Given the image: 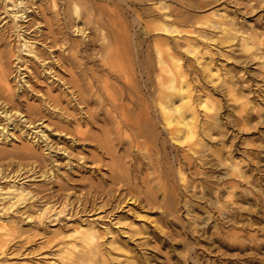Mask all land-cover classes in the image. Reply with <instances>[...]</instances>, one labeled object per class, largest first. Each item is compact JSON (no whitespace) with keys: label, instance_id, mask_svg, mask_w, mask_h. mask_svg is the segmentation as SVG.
Returning <instances> with one entry per match:
<instances>
[{"label":"rangeland","instance_id":"rangeland-1","mask_svg":"<svg viewBox=\"0 0 264 264\" xmlns=\"http://www.w3.org/2000/svg\"><path fill=\"white\" fill-rule=\"evenodd\" d=\"M58 1L61 9L62 0ZM101 1L93 0L92 5L105 2ZM153 2L163 8L151 11ZM108 3L120 15V29L133 37V55L138 50L139 59L147 52L156 58L154 44L159 37L166 38L161 40H167L180 58L192 86L193 105H197V142L184 141L183 137L163 139V124L159 122L154 139L147 140L150 156L145 147L117 141L113 149L105 151L97 141L103 127L108 126L102 119L103 104L95 99L76 105L65 100L57 82L49 84L42 76L38 81L25 76L38 97L50 106L46 108L30 92L0 105V112L11 109L12 114L15 108L21 112L12 114L10 120L0 113V129L7 126L0 132V192L6 190L13 176L22 173L15 181L26 182L33 193L29 200L36 203L15 212L13 219L26 231L5 247L0 262L7 263L0 264H70L60 260L58 245L42 244L62 232H73L79 223L93 226L100 234L94 264H264V0ZM68 9L75 15L71 7ZM162 12L170 16L163 20ZM47 15H52L50 10ZM32 16L20 20L25 36L34 34L36 24L27 28ZM1 18L0 26L10 20L0 10ZM38 19L46 31L44 19ZM213 20L228 30H221ZM161 21L182 31L163 34L155 28ZM87 31L95 34L90 28ZM8 40L14 49L22 42L14 34ZM36 44L41 47L40 41ZM95 50L92 55H86L91 51L84 53L87 57L80 53V60L103 77L105 69L99 65L100 53ZM25 59L31 75L33 70L40 72L38 62L29 55ZM78 71L66 66L61 76L68 80ZM133 72L140 81L139 68ZM15 74L16 70L9 75L13 86L18 82ZM110 81L120 84L116 78ZM204 103L218 118V126H205V120L211 118L205 115ZM80 106L90 117H83ZM29 112H35V123L24 120ZM37 125L45 129V141L37 142ZM49 152L51 159L45 157ZM117 173L124 176L120 183L124 191L134 189L141 197L122 202L113 211L112 223L102 216L108 196L103 189L116 188L119 183L112 179ZM67 190L75 205L78 198L89 197L95 205L93 210L72 217L55 218L48 213L40 225L22 220L20 211L33 219L47 199L58 205L62 200L54 198L60 199ZM144 194L151 196L152 204L142 198ZM2 195L0 208L7 204ZM105 227L112 232L103 234ZM26 236L30 241L24 243Z\"/></svg>","mask_w":264,"mask_h":264},{"label":"bare ground","instance_id":"bare-ground-1","mask_svg":"<svg viewBox=\"0 0 264 264\" xmlns=\"http://www.w3.org/2000/svg\"><path fill=\"white\" fill-rule=\"evenodd\" d=\"M102 1L105 2L103 4L97 2L98 4L95 7L93 6L94 4L92 5L93 0L92 2H87V0H62V8L60 9L61 6H58V0H0V10L10 17L9 21L4 22L0 26V105L2 103L4 105L8 104L23 92L37 95L35 90L32 89V85L28 82L29 80L25 79V76L31 78L34 76L36 81L42 76L45 80H49L47 81L49 84L57 82L56 84L61 87L66 101H73L74 104L81 105L97 99L98 101L95 100V102L99 105L103 104L102 119L108 126L103 127V135L97 138V141L99 147L105 151L110 148L113 149L114 141H117L120 144L127 143L129 146L145 147L148 152L147 155L150 156L147 140L154 139L153 135L156 128H158L157 123L159 122L163 124V129L160 128L161 133H164L163 139L170 137L178 140L183 137L184 141L195 144L199 132L196 129L199 124H197V105H193L194 101L191 98L192 86L180 58L175 55L168 42H166L167 40H161L166 38L159 37L156 38L158 42L156 41L154 44L158 53L156 58H151V55H147V52L145 57L139 59L138 50L135 57L130 52L133 44L132 35L125 29H120L119 25L122 24L120 15L116 9L108 5V2L119 3L123 1L128 3L132 0ZM154 2L152 3L151 11L163 8L160 5L161 3ZM80 6H82V9ZM69 7L72 8L75 15L69 13ZM30 8L31 10H28ZM49 10L52 15L46 17ZM31 14H33L32 19L30 21L26 19L25 21H28L27 28L36 24L34 34L25 36V30L22 29L20 20ZM160 14L163 16V18L161 17L163 20H165V16L169 15L167 12ZM38 17L44 19L46 31L40 25L42 20L38 19ZM219 23V20H213L215 26H219ZM219 27L223 31L228 30L224 26ZM87 28L94 30L95 34L91 36ZM155 28L163 34L182 31L174 26H168L165 21L159 22ZM13 34L17 39L22 40L16 49L11 46L8 40ZM39 41L41 47L38 48L36 42ZM94 50L97 51L95 53H100L98 54L100 56L98 58L100 59L99 65L105 69L103 77L90 71L85 66V61L80 60V53H83L84 56V53L91 51L90 54L86 55H92ZM188 50L190 49L188 48ZM193 50L195 49L193 48ZM25 55H29L34 61L39 63L40 72L33 70L34 74L31 75V69L26 63ZM66 66L78 68L77 76L74 77L72 74V77L68 80L61 76ZM137 67L141 72L140 81L133 72V69ZM15 70V77L17 76L18 82L13 86L10 83L9 75ZM26 72H28V75H26ZM110 78L118 79L120 84L111 82ZM36 98H39L41 104L49 108L50 105L46 99L40 98L38 95ZM203 106L205 115L211 118L205 120V126H218L215 122L216 120L218 121V118L214 113L209 112V105L204 103ZM80 108L83 117H90L88 111L86 109L83 110V106H80ZM1 112H4V116L9 120L12 114H16V112L21 114L18 108H15L12 114L11 109L10 111L6 109ZM34 113L29 112V115L24 120L29 122V124L35 123ZM6 127L2 126L0 132L4 131ZM35 127L39 128L40 126L37 125ZM127 130H129V133ZM38 132L37 142L40 139L41 142L45 141L47 138L45 129L40 127L35 133ZM30 148L31 146L27 147V149ZM62 152H65V149ZM45 157L51 159L53 154L49 152ZM49 173H53L52 169ZM115 174H113L112 182L119 183L116 188L110 186L103 189V193L108 194V196L103 204V207L106 206V208L103 210L102 216L105 219H110V222L115 217L113 211L122 202L125 203V200L133 197L134 200L141 197L140 192L134 189L129 188L127 192L124 191L126 188L120 184L124 176L118 173L117 175ZM20 175L22 173L13 176L14 178L9 181L10 184L6 190L0 192V194H3L1 198H6L7 200V204L0 208V254L4 252L5 247L11 241L26 231L24 228H19L16 220L13 219L15 212H18L20 208L26 205L29 207L36 206L35 199L29 200L33 197V193L25 186L26 182L21 181L18 183V180L15 181ZM71 194V191L67 190L60 199L54 198L55 200H62L59 201L58 205H56V202H50L51 199H47L43 206L36 211L33 219L29 213L25 214L23 212V214L20 211L19 214L22 215V220L29 223L33 220L34 223L40 225L43 223L44 215L48 213L55 218L60 215L72 217L78 213L91 211L95 207L94 204L90 203L89 197L86 198V196L83 200L78 198L76 201L77 205H75L73 199H71ZM142 198L152 204L150 195L144 194ZM82 224L79 223L74 226V230L71 233L62 232L60 237L47 238L42 247L58 245L57 255L61 261L66 263L94 264L97 261V252L99 250L97 237L100 234L97 233L93 226L87 224L83 227ZM110 232L112 231L108 227L103 229V234ZM35 235H38V233H35ZM23 241L27 243L30 238L26 236ZM5 262L1 260L0 263Z\"/></svg>","mask_w":264,"mask_h":264}]
</instances>
